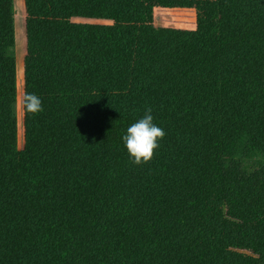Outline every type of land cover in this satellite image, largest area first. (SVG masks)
<instances>
[{
	"label": "trees",
	"instance_id": "1",
	"mask_svg": "<svg viewBox=\"0 0 264 264\" xmlns=\"http://www.w3.org/2000/svg\"><path fill=\"white\" fill-rule=\"evenodd\" d=\"M0 264H264V0H0Z\"/></svg>",
	"mask_w": 264,
	"mask_h": 264
},
{
	"label": "clouds",
	"instance_id": "2",
	"mask_svg": "<svg viewBox=\"0 0 264 264\" xmlns=\"http://www.w3.org/2000/svg\"><path fill=\"white\" fill-rule=\"evenodd\" d=\"M18 109H25L30 114H39L44 111L42 100L35 93H26L17 97ZM152 109L149 107L145 115L127 128L123 136L126 149L135 164L148 163L154 158L159 148V141L166 132L153 122Z\"/></svg>",
	"mask_w": 264,
	"mask_h": 264
},
{
	"label": "rangeland",
	"instance_id": "3",
	"mask_svg": "<svg viewBox=\"0 0 264 264\" xmlns=\"http://www.w3.org/2000/svg\"><path fill=\"white\" fill-rule=\"evenodd\" d=\"M16 1L18 2V0H16ZM20 22H21V14L19 12L18 5H17L16 6V23H17L16 25H17V29L20 28ZM14 52L18 56V48L17 47L14 49Z\"/></svg>",
	"mask_w": 264,
	"mask_h": 264
}]
</instances>
